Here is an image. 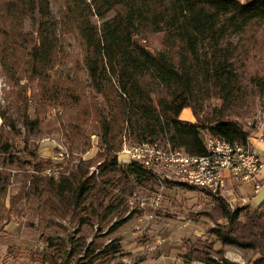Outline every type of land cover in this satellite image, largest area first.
I'll list each match as a JSON object with an SVG mask.
<instances>
[{
    "label": "trees",
    "instance_id": "16d2710c",
    "mask_svg": "<svg viewBox=\"0 0 264 264\" xmlns=\"http://www.w3.org/2000/svg\"><path fill=\"white\" fill-rule=\"evenodd\" d=\"M64 1L56 18L50 0H0V67L9 87L3 99L14 96L17 104V116L0 104V197L8 196V169H18L21 178L19 192L9 196V213L23 201L47 197L45 203L56 202L63 215L78 218L81 226L96 220L102 229L117 212H125L123 196L134 186L158 184L139 162L120 161L126 140L155 143L177 137L186 152L203 155L202 131H208L248 146L249 132L241 119L264 105V0ZM26 19L32 32L24 31ZM70 33L84 48L96 97L81 105L75 121L64 126V135L74 146L97 134L101 151L95 160L100 164L99 173L90 174L95 160H81L68 175L56 178L32 172L39 150L30 147L31 140L42 132L43 120L32 118L29 108L31 101L81 104L80 95L64 92L53 81L64 35ZM149 33L162 34L160 49L151 50L143 42ZM193 42L200 49V75L194 71ZM256 61L261 66L253 68ZM214 87L221 105L210 108ZM185 108L192 110L196 122L180 118ZM116 188L121 194H114ZM263 206L231 209L221 199L201 210L216 222L208 231L222 247L194 244L191 255L209 264H237L225 257V247L234 246L253 250L258 255L253 264H264ZM129 219L114 222L106 233ZM71 240L48 236L43 251L32 259L41 264H111L122 253L116 239L101 248L86 241L78 248Z\"/></svg>",
    "mask_w": 264,
    "mask_h": 264
},
{
    "label": "rangeland",
    "instance_id": "374dc122",
    "mask_svg": "<svg viewBox=\"0 0 264 264\" xmlns=\"http://www.w3.org/2000/svg\"><path fill=\"white\" fill-rule=\"evenodd\" d=\"M64 5V0H50L52 12L56 18L59 17ZM24 31L32 32L29 19L25 21ZM261 38L264 39V33ZM143 42L151 50L160 49L162 34L149 33ZM191 50L194 71L200 75L199 45L193 42ZM84 61L85 51L76 35L65 34L64 53L52 71L53 81L60 84L64 92L78 94L82 100L80 105L57 106L31 101L30 116L40 117L43 120L42 132L33 136L31 140L30 147L34 148L37 145L39 150L32 172L54 174L56 178L60 175H68L81 160H95L101 151L97 134H91L88 140H80L74 146L70 145L64 135V126H69L75 121V114L81 105L90 103L96 97L89 86L90 78ZM252 66L258 68L261 65L256 61ZM5 88L9 89L0 67V104L8 112L17 116L14 96L9 101L3 99ZM220 105V94L218 88L214 87L209 106L211 108ZM191 122H196V118ZM241 122L249 135H253L257 130V123L264 124V105L253 108L244 119H241ZM88 129L90 131V125ZM125 142L128 145L137 144L130 140ZM182 143L183 140L177 137L159 142L163 147L166 144H174L179 148ZM17 146L20 150L24 149L23 142ZM120 155L128 159L126 153L122 152ZM98 164L100 162L92 161L89 167L90 174L96 173V170L99 172ZM8 170L11 173L8 196L0 197V264H41L32 258L43 251L45 239L48 236H61L67 240L72 238V243L78 248L79 246L82 248L83 241H86L88 245L93 243L101 248L116 239L121 245L122 253L118 254L111 264H209L194 259L195 256L190 253L193 250L191 246L212 243L214 249L222 247L221 243L216 241V238L208 231L210 227L217 225L216 222L199 213L201 210L211 209L219 200L224 199L210 190L171 184L172 186L164 188L159 204L152 206L150 198L160 189L158 185L153 188L150 185L134 186L132 192L128 191L129 193L123 196L125 212H117L110 220L103 223L100 229L96 220L81 226L78 218L63 215L56 206V202L50 199L51 201L48 200L45 203L44 200L47 197L42 200L23 201L9 213V196L19 192L21 178L18 169L12 167ZM245 184L248 183L240 184V186ZM120 192V188L114 190V194H121ZM134 194H137L138 200L131 197ZM250 203V210L260 204L255 198ZM246 205L238 201L234 206L236 208ZM128 215L130 219L119 229L113 233H106L114 222ZM9 217L11 219L7 221ZM241 218L243 219V214ZM225 222L226 220H221L219 223ZM225 257L237 264H253L258 255L251 249L226 246Z\"/></svg>",
    "mask_w": 264,
    "mask_h": 264
},
{
    "label": "built area",
    "instance_id": "2783aa9c",
    "mask_svg": "<svg viewBox=\"0 0 264 264\" xmlns=\"http://www.w3.org/2000/svg\"><path fill=\"white\" fill-rule=\"evenodd\" d=\"M202 139L207 150L203 155L190 154L174 144H166L163 147L159 142H142L135 145L124 143L120 153L125 152L128 161L142 164L158 181L160 189L150 198L152 206H157L161 201L167 183L210 190L228 201L231 209L235 208L238 200L230 194L228 179L238 185L253 181L255 193L262 188L264 156L256 144L264 143L262 122L257 125L256 132L249 135V146H242V142L230 141L208 131H202ZM96 173L99 172L96 170ZM131 197L138 200L137 194ZM245 201L243 198V204Z\"/></svg>",
    "mask_w": 264,
    "mask_h": 264
},
{
    "label": "crops",
    "instance_id": "0c3cea01",
    "mask_svg": "<svg viewBox=\"0 0 264 264\" xmlns=\"http://www.w3.org/2000/svg\"><path fill=\"white\" fill-rule=\"evenodd\" d=\"M180 118L183 120H187V121H193L195 119L193 112L190 108H185L181 112ZM1 121L2 120L0 118V125H1ZM254 142H256V141L254 140ZM256 144L260 148L262 155L264 156V143L256 142ZM120 154L121 153H119L120 161L128 162V160H129L128 156H127L128 159L126 160V157H123ZM262 177H264V170H263ZM227 187L229 188L230 194L233 198L236 197V199L238 201H242V199L244 198V199H246V201L244 203L249 205V206H251L250 202L253 198H255V200H257V202H260V204H263V202H264V184L258 193L254 192V182L253 181L248 183V184L240 186V185L234 183L231 179H228L227 180Z\"/></svg>",
    "mask_w": 264,
    "mask_h": 264
},
{
    "label": "bare ground",
    "instance_id": "6f19581e",
    "mask_svg": "<svg viewBox=\"0 0 264 264\" xmlns=\"http://www.w3.org/2000/svg\"><path fill=\"white\" fill-rule=\"evenodd\" d=\"M257 124H259V123H257ZM248 146H249V144H248ZM123 153H125V152H123Z\"/></svg>",
    "mask_w": 264,
    "mask_h": 264
}]
</instances>
